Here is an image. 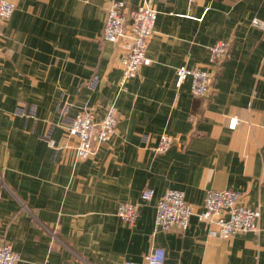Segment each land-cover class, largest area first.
I'll return each instance as SVG.
<instances>
[{"label": "crops", "instance_id": "1", "mask_svg": "<svg viewBox=\"0 0 264 264\" xmlns=\"http://www.w3.org/2000/svg\"><path fill=\"white\" fill-rule=\"evenodd\" d=\"M0 27V237L17 264H141L160 248L172 264H264V0H115L157 12L148 66L118 93L122 52L102 39L111 0H8ZM257 19L263 25H253ZM229 58L201 98L176 70ZM117 125L77 162L72 118L110 105ZM236 119L234 129L229 128ZM173 145L156 154L161 135ZM154 192L133 227L118 205ZM183 192L194 214L207 191L233 190L258 209V230L223 240L195 216L185 231L154 227L155 204Z\"/></svg>", "mask_w": 264, "mask_h": 264}, {"label": "built area", "instance_id": "2", "mask_svg": "<svg viewBox=\"0 0 264 264\" xmlns=\"http://www.w3.org/2000/svg\"><path fill=\"white\" fill-rule=\"evenodd\" d=\"M14 10L13 3L0 0V27L11 18ZM156 20L157 12L147 3L129 9L124 1L108 2L102 39L119 45L123 55L121 75L117 83L118 93L125 92L128 83L137 78L140 69L150 64L146 53L148 43L155 33ZM252 22L255 26L263 25L257 19ZM229 50L227 41H217L208 48L207 69L179 67L176 70V87L189 81L191 96L204 97L212 87L220 65L229 58ZM116 125V109L113 104L106 109L105 116L98 121L92 109H83L76 114L68 128L69 135L77 140L75 160L82 162L94 157L97 151L111 140ZM236 125L237 120L233 119L229 123V128L234 129ZM262 127L264 129V115ZM172 145L171 137L161 135L155 153L163 154ZM153 198V190L146 188L137 202L118 205L116 216L124 225L133 227L139 217L140 209ZM244 200L240 193L233 190H209L204 196L201 212L194 214L192 207L185 201L183 192L170 189L156 201L154 227L162 232L170 230L183 232L188 228L190 218L195 216L198 222L214 228L208 230V234L219 239L227 240L238 234L255 232L258 230L260 212L249 207ZM18 260L19 256L12 250L11 245L0 237V264H17ZM141 264L172 263L168 262L163 249L156 248L144 257Z\"/></svg>", "mask_w": 264, "mask_h": 264}]
</instances>
